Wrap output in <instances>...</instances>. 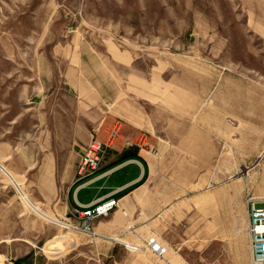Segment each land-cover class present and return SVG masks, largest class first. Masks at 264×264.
<instances>
[{
    "label": "rangeland",
    "instance_id": "1",
    "mask_svg": "<svg viewBox=\"0 0 264 264\" xmlns=\"http://www.w3.org/2000/svg\"><path fill=\"white\" fill-rule=\"evenodd\" d=\"M122 124L159 198L181 189L207 219L264 199V0H0V166L20 185L0 170V264H168L125 246L153 236L150 179L120 235L43 207L53 163Z\"/></svg>",
    "mask_w": 264,
    "mask_h": 264
},
{
    "label": "crops",
    "instance_id": "2",
    "mask_svg": "<svg viewBox=\"0 0 264 264\" xmlns=\"http://www.w3.org/2000/svg\"><path fill=\"white\" fill-rule=\"evenodd\" d=\"M123 126L95 174H80L87 143L78 149L80 159L65 169L61 162L53 163L52 191L45 192L44 210L52 211L59 222L82 220L84 212L112 203L109 214L93 224L102 236L120 235L128 225L138 226L133 216L142 210L141 192L150 179L149 228L168 247V264H251L247 200L225 215L219 206L207 219L205 207L190 201L181 189L172 193L167 189L165 198L163 194L159 198L158 182L154 186L152 180L157 156L148 150V139L139 138L138 130L131 132ZM106 129L112 131L109 126ZM63 173L72 180L65 189Z\"/></svg>",
    "mask_w": 264,
    "mask_h": 264
},
{
    "label": "built area",
    "instance_id": "3",
    "mask_svg": "<svg viewBox=\"0 0 264 264\" xmlns=\"http://www.w3.org/2000/svg\"><path fill=\"white\" fill-rule=\"evenodd\" d=\"M114 135L118 134V131H113ZM110 135L109 139L105 143L93 142L86 150L85 156L81 162V175H92L97 171L110 149V143L114 137ZM1 172L10 178L16 186H20L13 176L2 166H0ZM114 203V202H113ZM247 204L249 207V235H250V252H251V264H264V199H255L250 195H247ZM112 208V203L104 204L95 210H88L84 212L83 219L80 223L74 224L68 222L66 227L74 231H80L91 236H97V233L93 230L92 223L100 218L109 214ZM126 248L132 250H146L158 258H165L168 253V247L164 245L155 235L148 239H143V245H129L125 244Z\"/></svg>",
    "mask_w": 264,
    "mask_h": 264
},
{
    "label": "trees",
    "instance_id": "4",
    "mask_svg": "<svg viewBox=\"0 0 264 264\" xmlns=\"http://www.w3.org/2000/svg\"><path fill=\"white\" fill-rule=\"evenodd\" d=\"M109 152H110V149L107 151V154H106L104 160H106L107 156L109 155ZM103 163H104V161H103ZM103 163H102V165H103ZM102 165H101V167H102ZM101 167H100L97 171H99V170L101 169ZM97 171H95L93 174H95ZM93 174H92V175H93ZM86 176H91V175H86Z\"/></svg>",
    "mask_w": 264,
    "mask_h": 264
}]
</instances>
